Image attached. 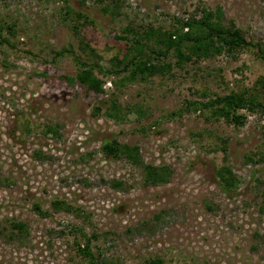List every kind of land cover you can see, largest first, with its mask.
Returning <instances> with one entry per match:
<instances>
[{
    "label": "rangeland",
    "instance_id": "rangeland-1",
    "mask_svg": "<svg viewBox=\"0 0 264 264\" xmlns=\"http://www.w3.org/2000/svg\"><path fill=\"white\" fill-rule=\"evenodd\" d=\"M82 1L0 0V264H89L84 240L96 264H264V111L185 109L255 93L264 59L254 48L182 65L169 53L170 71L146 80L96 73L100 92L75 78L77 58L109 68L126 51L125 26L168 31L201 8L263 42L264 0ZM112 139L136 146L144 165L167 166L169 181L149 185L143 166L103 153ZM223 165L238 180L228 192Z\"/></svg>",
    "mask_w": 264,
    "mask_h": 264
},
{
    "label": "trees",
    "instance_id": "trees-1",
    "mask_svg": "<svg viewBox=\"0 0 264 264\" xmlns=\"http://www.w3.org/2000/svg\"><path fill=\"white\" fill-rule=\"evenodd\" d=\"M84 2V0L82 1ZM67 10H70L68 7ZM104 10H109L105 7ZM200 14H192L187 18L177 19L176 25L168 31L152 26L137 27L134 25L125 26L123 35L118 38L124 40L126 51L115 58L109 68H102L98 63L90 64L87 61L76 59L79 71L75 78L79 83L90 90L100 92L103 80L96 75H117L120 83L146 80L151 75L165 74L171 69V64L166 61L169 53L176 58L177 65H182L193 56L196 58H209L223 52L233 53V51L251 46L255 49L256 55L264 59V41L247 42L241 30L235 26L233 21L224 23L220 8L214 11L201 8ZM92 56L98 58L95 50L86 45ZM68 80L71 81L69 78ZM255 93L247 91H230L223 96L217 95L207 101L189 100L186 102L187 111L208 110L212 115L219 117H237L236 111L248 109L249 111H264V77L258 80ZM120 107L116 100L111 102L107 115L115 119L120 115ZM54 128H49L50 132ZM103 153L111 157L124 156L131 164L143 166L144 179L149 185H161L170 179V170L167 166H154L143 164L136 146L119 144L116 139L104 142ZM220 186L224 191L235 189L238 180L235 174L227 166H221L217 171ZM55 211L70 210V206L60 200L52 202ZM34 209L40 216H46L48 211H44L39 205L34 204ZM11 227L15 233L22 235L26 231V225L22 222H11ZM81 235L84 236L82 232ZM78 244L79 252L88 259L89 264H96L94 256L89 248V241L84 240ZM148 264H163L160 259H155Z\"/></svg>",
    "mask_w": 264,
    "mask_h": 264
}]
</instances>
